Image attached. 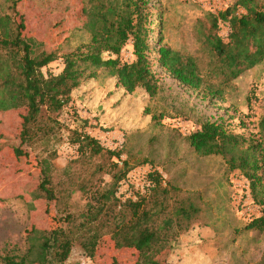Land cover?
I'll list each match as a JSON object with an SVG mask.
<instances>
[{"label":"rangeland","instance_id":"rangeland-1","mask_svg":"<svg viewBox=\"0 0 264 264\" xmlns=\"http://www.w3.org/2000/svg\"><path fill=\"white\" fill-rule=\"evenodd\" d=\"M213 1L219 4L229 1L232 7L237 0ZM255 5L264 11V0H256ZM84 6V0H0V16L10 14L13 17L19 13L28 36L42 42L48 51L58 50L63 54L91 40ZM184 6L191 7L193 13L202 16V26L195 21L192 23L189 43L191 47H198L196 56L203 76L217 87L226 76L221 70L217 71L221 63L210 56L203 43L212 21L204 5L195 0H153L152 27L156 28L157 19L166 10L168 19L163 30L166 39L174 29L176 13ZM243 13H246L243 8L234 12L236 15ZM1 32L0 28V38ZM219 34L223 31L220 30ZM152 38L155 44L159 35L152 34ZM122 58L129 62L135 59L131 44L123 49ZM44 70L47 71L46 68ZM155 70L160 72L161 69L155 67ZM108 79L113 83L112 89L118 90L115 79L112 76ZM222 86L223 100L218 97L211 99L210 96L203 98V93L193 92L170 78L160 80L155 96L144 88L131 93L120 89L116 92L119 99L111 114L117 120L110 125L100 120L98 106L90 107L89 103L83 108L78 106V114L90 123L123 134L125 141L121 150L103 147L113 152L110 156L106 151L92 154L90 149L84 152L78 149L79 143L72 140L76 135L72 132L69 135L66 125L55 123L54 113L45 116V121L41 120V127L40 123L33 127L31 139L21 146L23 116L28 109L0 111V264H3L1 257L8 248L18 247L22 251L27 248V235L31 229L52 227L56 211L59 216L72 213L78 223L88 204L99 206L102 201L98 203V198L109 188L114 172L124 167V163L116 161L119 154L124 156V162H128L129 172L144 166L146 163L141 162L144 159L160 161L170 171L175 190L169 193L166 209L163 206L154 209L159 212L155 217L157 223L171 215L172 208L176 211L178 203H182L183 208L197 209L194 218L183 219L184 227L179 239L175 238L172 247L157 257L159 264H264V238L262 242L258 240L255 249H252L256 245L254 240L243 242L248 234L245 226L251 218L244 213L232 181L224 174L223 161L211 156L195 157L186 149V136L207 119L223 120L226 128L237 134H258L260 120L264 117V61L247 68L237 78L228 79ZM86 109L89 113L97 111L96 117L84 116ZM70 112L63 116L64 120L71 117ZM159 115L162 118L158 122L155 117ZM75 121V128H80L82 119L76 117ZM48 124L54 126L53 131L41 129ZM86 126L88 124L82 130ZM18 148L28 155L18 156ZM45 159L51 163L52 187L56 196L51 202L43 198L39 190L43 174L37 164ZM152 193L138 195L137 200L150 196L145 200L149 203L153 200ZM120 201L124 203L127 200ZM189 203L193 206L190 207ZM152 206L153 203L146 205L147 208ZM252 206L255 207L254 214L259 215L260 207L254 203ZM106 209L109 214H101V218L104 222L109 220L112 225L103 229L107 234L102 237L104 245L92 246V257L76 242L66 264H136L138 252L115 247L110 236L113 221L122 218L119 206L109 201ZM126 214L129 220L130 212L126 211ZM236 237L241 239V246L235 245Z\"/></svg>","mask_w":264,"mask_h":264},{"label":"trees","instance_id":"trees-1","mask_svg":"<svg viewBox=\"0 0 264 264\" xmlns=\"http://www.w3.org/2000/svg\"><path fill=\"white\" fill-rule=\"evenodd\" d=\"M152 2L84 0L91 40L63 54L58 50L48 51L42 42L28 36L19 13L13 17L10 14L0 16V111L21 107L28 109L23 116L21 146L31 139L33 127H38L39 123L41 127V120L45 121V116L54 113L53 121L60 126L66 125L69 135L71 132L76 135L72 140L79 143L78 149L82 152L90 149L92 154L106 151L110 156L113 152L105 150L91 136H84L82 128L89 122L78 114V106L74 104L76 100L83 101L84 95H76L83 86L112 76L118 88L124 91L131 93L144 88L155 96L162 78L161 72L155 70L158 67L165 68L180 85L198 94L203 93V98L210 96L211 99L218 97L223 100L222 85L228 79H235L247 68L264 61V11L257 8L256 0H237L232 7L218 15L209 12L212 21L204 34L203 43L210 56L221 63L217 71L221 70L226 76L217 87L203 76L196 55L182 54L168 46V37L165 39L163 36L168 19L166 10L157 19L156 28L152 27ZM238 8H243L246 13L234 14ZM220 19L230 23L231 31L227 37L219 34L220 30L218 32ZM155 33L159 39L153 44L152 34ZM128 44L133 47L135 59L132 62L122 58V51ZM58 61L62 65L58 64L56 73L50 68L53 62ZM69 112L71 117L64 120L63 116ZM76 117L82 119L80 128L74 126ZM155 118L159 122L162 115ZM45 128L53 131L54 126L48 124L41 129L45 131ZM186 138L199 155L220 158L230 182V174H241L249 180L250 201L257 204L261 212L259 215L252 212V218L245 228L264 236V117L260 120V130L256 135L237 134L229 131L223 120L207 119ZM16 154L28 155L21 148L16 150ZM141 162L162 169L161 163L153 159ZM37 165L43 174L39 184L41 196L51 202L56 198L52 187L51 163L45 159ZM129 170L128 162H124V167L114 172L109 188L98 198V203H102L99 206L88 204L80 222L75 221L72 213L59 216L56 211L52 227L31 229L27 235V248L24 251L18 247L8 248L1 257L2 263L66 264L76 242L93 257L91 247L104 245L102 237L107 234L103 229L106 225H112L109 220L104 222L101 218V214H109L106 208L110 201L119 206V215L122 216L120 220L113 221L114 227L109 231L115 247L137 251L136 264H159L157 257L168 247L171 248L173 240L180 236L183 219L191 218L197 209L192 207V203H189L191 210L178 203L176 211L172 208L171 215L157 223L155 217L159 212L154 209L158 206L168 207L166 200L172 190L157 172L152 176L156 183L151 194L152 201L145 203L150 196H143L139 200L129 199L122 203L116 191ZM150 203L153 206L147 208L146 205ZM126 211L130 212L129 220Z\"/></svg>","mask_w":264,"mask_h":264},{"label":"built area","instance_id":"built-area-1","mask_svg":"<svg viewBox=\"0 0 264 264\" xmlns=\"http://www.w3.org/2000/svg\"><path fill=\"white\" fill-rule=\"evenodd\" d=\"M196 2L204 5L208 12L219 14L222 11L227 10L230 7L229 1L222 3H216L213 0H195ZM219 29L223 31L221 34L223 37H227L230 34V23L222 19L219 20ZM58 64L62 65L61 61L56 62L51 66L53 72H58ZM93 121V120H91ZM84 136L88 135L97 140V142L104 148L111 150H121L124 146V136L119 131L106 130L104 128L97 127L94 122L90 123L83 130ZM67 144H70L67 141ZM77 148V147H76ZM118 163H124V156L118 155L116 159ZM159 173L163 180L167 179L160 166L145 164L136 170L129 172L126 177L120 182L116 194L120 200L126 201L128 199L137 200L141 195H148L151 193L156 186L154 179L152 178L153 173ZM232 184L236 190L235 194L240 204H243L244 213L250 215L255 210L250 201V182L241 174L232 175ZM139 195V196H138Z\"/></svg>","mask_w":264,"mask_h":264},{"label":"crops","instance_id":"crops-1","mask_svg":"<svg viewBox=\"0 0 264 264\" xmlns=\"http://www.w3.org/2000/svg\"><path fill=\"white\" fill-rule=\"evenodd\" d=\"M201 19H202V16H200L197 13H193L191 7L184 6V8L182 10H178V13H176V20L174 21V29L168 37V46L170 48H172L174 51L180 52L182 54L186 53V54L196 55V52L198 50L197 45H194V46L192 45V47H191V44L189 43L190 30L192 29L191 27L193 26L192 25L193 21H195L197 24L199 23V25L202 26L203 22ZM160 69H161L160 72H161V76H162L161 79L170 78V79L176 81L172 76H170L167 73L165 68H160ZM113 81L115 82V80H113ZM112 84L113 83L111 81H109L108 77L107 78L103 77L100 81H94L92 83H89L88 85L83 86L79 91L76 92V95L77 94L84 95V99H83V101L82 100H76V102L74 104H76L80 108L85 107V105H87L88 103L90 104V107L98 106L97 111L100 112V120H102V121L106 122L108 125H110V123H113L112 121L117 120V119H114V117L111 116V114L113 112V109H115L114 104L119 99L118 98L119 96L118 95L116 96V94H117L116 92L120 90V88H118V90L117 89L113 90ZM114 84L116 85V82ZM113 92H115V93L113 94ZM121 94H122V92H121ZM112 95H115V96H112ZM82 102H84L85 105H82ZM97 111L91 110V113H89L86 109V111H84V116L92 119V117H95L94 115H97ZM186 149H187L188 153L194 155L195 157L200 156L195 151V149L190 145L189 141H188V147ZM156 162H158V161H156ZM159 163H161V162L159 161ZM161 166H162L164 174L168 178V180L167 179L164 180L165 184L169 185V187L173 190L174 188L172 185L173 182H172V178H171V173L165 167V165L163 163H161ZM223 170H224V174H225L226 168L224 167ZM192 217L194 218L195 214H193ZM247 223H246V226H247ZM179 237H178V239H179ZM263 238H264L263 235H262V237L259 236V234L256 231L248 230V234L244 238L243 242L248 240V239L254 240V242H256V245H255V247H252V249H255L258 247V240L261 239V242H262ZM235 239H236L235 245L241 246L240 245L241 239L239 237L238 238L236 237Z\"/></svg>","mask_w":264,"mask_h":264}]
</instances>
